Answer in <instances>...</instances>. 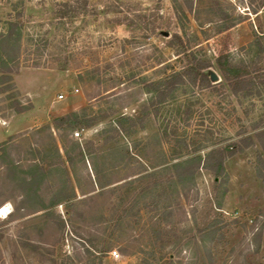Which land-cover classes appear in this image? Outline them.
<instances>
[{
  "label": "rangeland",
  "instance_id": "rangeland-1",
  "mask_svg": "<svg viewBox=\"0 0 264 264\" xmlns=\"http://www.w3.org/2000/svg\"><path fill=\"white\" fill-rule=\"evenodd\" d=\"M62 1L70 0H0V31L6 19L20 15L22 41L31 37L12 88L0 93V264H91L85 249L102 264H146L150 249L164 253L153 264H264V152L252 130L264 122L262 101L231 97L239 120L212 123L214 134L230 145L222 175L196 169L191 180L165 186L160 210L145 208L151 194L144 187L151 179L144 176L159 169L160 191L173 162L155 142L167 114H152L144 129L126 137L111 138L110 125L148 99L137 81L157 79L155 61L173 63L166 41L180 32L175 3L87 0L84 12L60 22L53 11ZM183 1L189 22L181 21L199 34L209 29L201 45L210 60L226 52L243 55L241 47L264 31V4L256 16L250 0H192L196 17ZM217 6L243 20L216 31ZM209 71L221 79L214 67ZM206 92L195 90L198 112L211 109ZM72 111L107 116L89 128L53 126L54 118ZM209 117L203 115L207 126ZM245 136L254 143L238 151L234 143ZM60 189L71 194L68 201H55ZM164 212L170 214L165 219ZM158 222L169 237L152 244L151 226ZM210 225L218 236L212 241L204 235ZM108 244L117 259L93 248Z\"/></svg>",
  "mask_w": 264,
  "mask_h": 264
},
{
  "label": "trees",
  "instance_id": "trees-1",
  "mask_svg": "<svg viewBox=\"0 0 264 264\" xmlns=\"http://www.w3.org/2000/svg\"><path fill=\"white\" fill-rule=\"evenodd\" d=\"M172 1L175 3V11L181 22L180 32H173L166 41V46L173 50V63L155 61L152 66H156L154 70L157 79L147 82L145 77H140L137 81L142 84L145 93L149 94L148 99L140 105L138 111L129 115H118L110 125L113 134L111 138L130 136L137 129H144L146 120L152 114L160 116L161 110H165L167 117H163L161 120L159 134L155 135V142L162 152L167 149V159L173 162L168 168L166 167L168 177L162 182L160 191H157L161 177L159 169H154L144 176V178L151 179L150 183L144 187V191L151 194V200L149 203H143V207L156 211L160 210L162 204L165 203L162 201H164L166 194V185L182 184L184 179L191 180L195 170L200 168L219 175L224 173V162L231 156L230 145L224 143L225 138L219 134H214L212 123L214 122V127H216L226 122L232 124L228 117L239 120L237 109L231 97H234L238 103H241L242 99L248 98L261 100L264 106V31L259 30L255 33L251 45L241 47L243 55L239 56L226 52L210 60L201 45V38H208L210 32L207 30L209 29L205 31L200 29V34L190 29L188 24H185L189 22L185 10L178 0ZM183 2L185 8L189 12L195 11L197 17L198 10H193L192 0H184ZM252 2L256 4L255 6L251 5L252 13L257 16L264 0L249 1L250 4ZM56 6L53 11L54 20L61 22L84 12L87 7V0L62 1ZM215 14L217 23L214 27L218 32L229 29L243 20L241 14L234 17L221 6H217ZM19 17L20 15H17L6 19L3 22L5 29L0 31V93L12 88V75L17 72L20 57L24 51L28 50L27 46L31 43V37L26 38L25 43L22 41V23L19 21ZM182 17L185 23L181 21ZM130 21H127L126 25H130ZM154 31L155 27H152L151 33ZM127 42H129L128 39ZM65 67L66 63L60 64V69ZM210 67H214L219 72L221 77L219 81L213 82L211 80ZM196 89L207 91L206 94L212 95L211 109L205 106L204 109L202 106L203 110L198 112L199 98H195L194 95ZM15 105L17 111L23 110L17 104ZM211 110L212 113H210ZM204 114L210 115V126L204 124ZM106 116L107 114L87 115L83 112L72 111L54 118L52 122L57 129H83L91 127L97 120ZM252 130L255 140L264 152V122L260 120L259 123H255ZM253 143L254 140L251 136H245L236 140L234 144L236 149L241 151ZM204 150L206 152L201 153ZM54 151H58L57 147H54ZM91 152L93 151H89V153ZM79 153L81 154V151ZM66 157L70 159L69 154ZM164 160V163H167L166 159ZM257 160L263 165V159L259 153ZM94 174L97 176L99 170L95 169ZM98 185L102 187L100 183ZM70 195L65 189H60L55 201L66 202ZM164 213L167 215L163 219L170 215L168 212ZM158 217L157 219L161 220L162 217ZM204 229L206 230L204 235L208 240L212 241L218 238L215 235L216 230L211 225ZM149 237L152 244H155L165 242L164 239H168L169 235L158 222L151 226ZM93 248L97 250L96 252L103 254L109 252L111 247L108 244L101 245L100 248L95 245ZM85 251L91 257L89 259L91 264H102L98 254L93 255L89 249H85ZM145 253L151 258V261L146 262V264H153V261L160 262L164 258L161 249H150Z\"/></svg>",
  "mask_w": 264,
  "mask_h": 264
},
{
  "label": "built area",
  "instance_id": "built-area-1",
  "mask_svg": "<svg viewBox=\"0 0 264 264\" xmlns=\"http://www.w3.org/2000/svg\"><path fill=\"white\" fill-rule=\"evenodd\" d=\"M63 96H64L63 94H59V95H58V99H62ZM73 134H74L75 137H78L79 134H80V132H79V131H75ZM109 253H110V254L112 255V257L115 258V259H117V258L119 257V255H120L116 250H111V251H109Z\"/></svg>",
  "mask_w": 264,
  "mask_h": 264
},
{
  "label": "water",
  "instance_id": "water-1",
  "mask_svg": "<svg viewBox=\"0 0 264 264\" xmlns=\"http://www.w3.org/2000/svg\"><path fill=\"white\" fill-rule=\"evenodd\" d=\"M210 73V78L213 82L217 81V75L213 71H209Z\"/></svg>",
  "mask_w": 264,
  "mask_h": 264
},
{
  "label": "bare ground",
  "instance_id": "bare-ground-1",
  "mask_svg": "<svg viewBox=\"0 0 264 264\" xmlns=\"http://www.w3.org/2000/svg\"><path fill=\"white\" fill-rule=\"evenodd\" d=\"M4 208L2 207L1 209H0V214H2L3 212H4Z\"/></svg>",
  "mask_w": 264,
  "mask_h": 264
}]
</instances>
